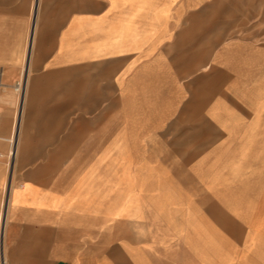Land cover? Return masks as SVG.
<instances>
[{
	"label": "crops",
	"instance_id": "obj_1",
	"mask_svg": "<svg viewBox=\"0 0 264 264\" xmlns=\"http://www.w3.org/2000/svg\"><path fill=\"white\" fill-rule=\"evenodd\" d=\"M196 1L0 0L6 264H264V0Z\"/></svg>",
	"mask_w": 264,
	"mask_h": 264
},
{
	"label": "rangeland",
	"instance_id": "obj_2",
	"mask_svg": "<svg viewBox=\"0 0 264 264\" xmlns=\"http://www.w3.org/2000/svg\"><path fill=\"white\" fill-rule=\"evenodd\" d=\"M221 0H198L196 1L195 6V19H207V17H210L211 21H217V22H226L228 24V28L226 30V37L227 38H235L238 37V6L237 9H235V5H238V0H223L225 3L224 8L227 9V11H218L219 6L218 3ZM261 3V2H260ZM204 6H210L211 12H202L204 9ZM261 15V14H260ZM249 17L250 14H245V17ZM231 26H235L232 28H229Z\"/></svg>",
	"mask_w": 264,
	"mask_h": 264
},
{
	"label": "built area",
	"instance_id": "obj_3",
	"mask_svg": "<svg viewBox=\"0 0 264 264\" xmlns=\"http://www.w3.org/2000/svg\"><path fill=\"white\" fill-rule=\"evenodd\" d=\"M0 86H1V74H0ZM22 90H23V76H21V78H19L14 84H13V91L15 94H17L18 96H21L22 94ZM6 190H5V194H4V198L0 207V231H1V227H2V223L5 217V212H6V207H7V196H6ZM0 264H6L1 252H0Z\"/></svg>",
	"mask_w": 264,
	"mask_h": 264
}]
</instances>
